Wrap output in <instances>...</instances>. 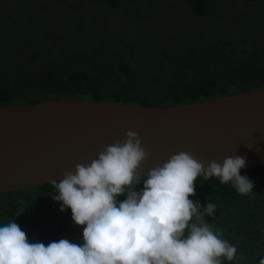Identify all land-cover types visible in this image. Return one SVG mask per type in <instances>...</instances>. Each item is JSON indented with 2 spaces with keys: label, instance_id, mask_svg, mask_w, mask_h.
I'll use <instances>...</instances> for the list:
<instances>
[{
  "label": "trees",
  "instance_id": "trees-1",
  "mask_svg": "<svg viewBox=\"0 0 264 264\" xmlns=\"http://www.w3.org/2000/svg\"><path fill=\"white\" fill-rule=\"evenodd\" d=\"M68 1L63 57L36 55L32 42L43 32L39 23L31 27L36 31L23 33L26 52L17 64L9 65L14 69L9 68L8 84L3 82L0 55L1 107L57 98L171 107L264 88V0H179L184 14L196 22L179 21V31L155 50L146 41L126 40L118 55L109 48L111 36L97 41L96 28L107 30L97 16L106 11L110 17L121 0ZM133 1L139 11L143 0ZM170 1L155 0V6L163 11ZM202 22L234 30L238 36L213 45L203 40L202 29H193ZM13 35L7 32L0 39V45L6 44L0 52L11 49ZM140 43L142 53L136 51ZM240 174L253 181L252 193L241 195L231 182L221 184L217 177L205 181L200 176L190 199L201 209L210 202L216 205L213 216L204 219L237 249L236 258L223 264H259L264 257V166L242 169ZM142 187L138 184L136 190ZM57 194L51 183L0 194V226L14 220L30 242L82 243V226L74 224L70 209L60 211L61 202L53 200Z\"/></svg>",
  "mask_w": 264,
  "mask_h": 264
},
{
  "label": "clouds",
  "instance_id": "clouds-1",
  "mask_svg": "<svg viewBox=\"0 0 264 264\" xmlns=\"http://www.w3.org/2000/svg\"><path fill=\"white\" fill-rule=\"evenodd\" d=\"M147 156L139 134L127 131L123 143L106 146L90 163H78L74 171H65L62 179L51 181L58 193L53 200L61 202L60 211L70 209L74 224L82 226V243L67 239L47 245L30 242L20 226L10 220L0 226V264L233 261L236 247L204 219L213 216L216 205L210 202L201 209L190 197L195 195L200 176L205 181L217 177L221 184L231 182L241 195L252 193L253 181L240 174L246 160L229 156L222 163L211 161L205 167L193 154L180 152L141 179L138 170ZM138 184L143 185L139 191ZM125 195L124 200H117ZM259 264H264V257Z\"/></svg>",
  "mask_w": 264,
  "mask_h": 264
},
{
  "label": "water",
  "instance_id": "water-1",
  "mask_svg": "<svg viewBox=\"0 0 264 264\" xmlns=\"http://www.w3.org/2000/svg\"><path fill=\"white\" fill-rule=\"evenodd\" d=\"M127 131L147 150L142 176L180 152L205 167L229 156L244 158L242 169L264 166V88L171 107L67 98L0 106V194L59 181Z\"/></svg>",
  "mask_w": 264,
  "mask_h": 264
},
{
  "label": "rangeland",
  "instance_id": "rangeland-1",
  "mask_svg": "<svg viewBox=\"0 0 264 264\" xmlns=\"http://www.w3.org/2000/svg\"><path fill=\"white\" fill-rule=\"evenodd\" d=\"M68 0H0V39L6 36L7 32L14 33L9 38L11 49L4 53L1 51V60L5 69L3 73V82L8 84L6 77L14 69L9 65L17 64L21 54L26 52L24 32L31 29L32 25L39 23L37 27H42L43 32L34 35L32 48L37 56H55L59 54L64 56V48L61 42H64V12L67 10ZM179 0H171L165 3V10L158 9L155 0H143L140 2L139 11L134 9L135 1H120L115 9L110 13L102 12L97 16L98 21L104 22L107 30L97 27L99 36L97 41L101 40L103 35H109L110 47L116 55L120 54L126 40L139 39L146 41V45L151 50H155L158 44L163 43L164 38L175 35L179 31L178 23L196 22L190 19L185 10H182L177 4ZM101 6V5H99ZM103 9V8H97ZM150 10V11H149ZM145 13V15H144ZM149 25V26H148ZM34 27L31 31H36ZM195 32L202 29L201 35L204 41L215 45L223 40H232L238 34L234 30L224 29L216 26L214 23H199L193 26ZM144 35H146L144 38ZM138 37V38H135ZM244 39H240L241 42ZM130 41V42H131ZM161 42V43H160ZM24 43V45L22 44ZM143 43L136 47V51L142 53ZM5 45H0L3 49ZM2 66V67H3ZM156 65H152L154 67ZM10 68V69H9Z\"/></svg>",
  "mask_w": 264,
  "mask_h": 264
}]
</instances>
